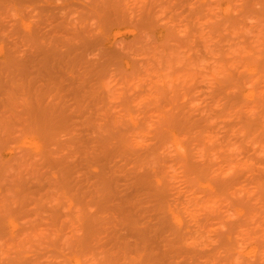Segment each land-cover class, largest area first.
<instances>
[{
	"label": "rangeland",
	"instance_id": "374dc122",
	"mask_svg": "<svg viewBox=\"0 0 264 264\" xmlns=\"http://www.w3.org/2000/svg\"><path fill=\"white\" fill-rule=\"evenodd\" d=\"M0 83V264H264V0H0Z\"/></svg>",
	"mask_w": 264,
	"mask_h": 264
},
{
	"label": "bare ground",
	"instance_id": "6f19581e",
	"mask_svg": "<svg viewBox=\"0 0 264 264\" xmlns=\"http://www.w3.org/2000/svg\"><path fill=\"white\" fill-rule=\"evenodd\" d=\"M111 2H112V1H111ZM108 4H109V3H108ZM112 4H113V3H112ZM112 4H110V7H108V8H110V9H108V10H107V7H106L107 4L104 6L105 8H104L103 6H101V7H103L104 9H103V8H100V9H99V7H98V9L100 10V12H102L101 9L106 10V11L104 12L105 14L103 13L105 16H106V15L113 14V13H114L115 15H119V14H120V17H121V16H124L123 14H125V13H124L123 10H122V12H121V9H120V7H119L120 5H119L118 1H117V4L114 3V4H116V6H118V7L114 6V4H113V5H112ZM88 5H89V4H88ZM93 5H94V4L91 5V8L94 9V6H95V5H94V6H93ZM107 6H108V5H107ZM95 7H96V6H95ZM117 8L120 9V10H118ZM84 9H88V8L84 7ZM96 9H97V8H96ZM120 12H121V13H120ZM34 77H35V76H34ZM31 80H32V79H31ZM2 81H3V80H2ZM29 82H30V81H29ZM34 82H35V81H34ZM2 83H3V82H2ZM31 84H32V83L30 82V85H31ZM4 85H5V84H4ZM4 85H2V84L0 83V86H4ZM27 86H28V85H27ZM4 87H5V86H4ZM6 87H7V84H6ZM28 87H29V86H28ZM28 87H27V90H29ZM7 89H8V87H7ZM81 101H82V100H81ZM63 102H64V101H63ZM75 102H76V101H75ZM60 103H61V102H60ZM76 103H77V102H76ZM76 103H74V104H76ZM80 103H81V102H80ZM63 104H65V103L59 104V106H61V105L63 106ZM68 104H69V103H68ZM74 104H73V105H74ZM62 106H61V109H62ZM65 106L67 107V104H66ZM66 107H64V108L66 109ZM55 108H56V107H55ZM64 108H63V109H64ZM57 109H59V108H57ZM59 111H60V112H59ZM59 111H58V112L61 113V110H59ZM64 111H65V110H64ZM64 111H63V113H64ZM37 112H38V111H37ZM140 231H141V230H137V232L139 233V237H141V236L143 237L144 234H142V233H144V232H142V231L140 232ZM135 234H136V233H135ZM137 235H138V234H137ZM139 237L137 236V238H139ZM142 237H141V238H142ZM141 241H142V240H141ZM144 241H146V240L143 239L142 243H144ZM138 245H139V244H138Z\"/></svg>",
	"mask_w": 264,
	"mask_h": 264
}]
</instances>
